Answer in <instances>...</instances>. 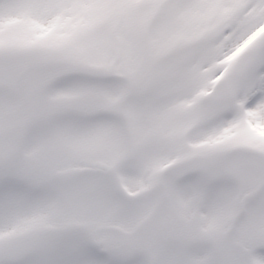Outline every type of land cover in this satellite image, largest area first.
Masks as SVG:
<instances>
[{
	"label": "snow or ice",
	"instance_id": "obj_1",
	"mask_svg": "<svg viewBox=\"0 0 264 264\" xmlns=\"http://www.w3.org/2000/svg\"><path fill=\"white\" fill-rule=\"evenodd\" d=\"M0 264H264V0H0Z\"/></svg>",
	"mask_w": 264,
	"mask_h": 264
}]
</instances>
